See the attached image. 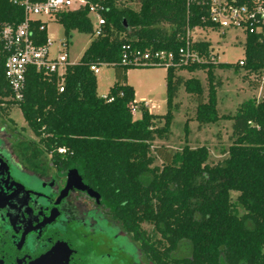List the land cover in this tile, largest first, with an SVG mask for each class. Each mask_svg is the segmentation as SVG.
<instances>
[{
    "label": "trees",
    "instance_id": "16d2710c",
    "mask_svg": "<svg viewBox=\"0 0 264 264\" xmlns=\"http://www.w3.org/2000/svg\"><path fill=\"white\" fill-rule=\"evenodd\" d=\"M22 1L0 0V26L25 21ZM87 1L83 9L56 15L68 41L72 32L91 35L81 60L67 67L63 79L30 68L25 98L19 104L11 100L5 76L7 53L0 44L1 115L10 119V107L19 108L40 140L43 155L82 168L154 264H264V38L247 36L242 65L209 60L167 69V113L151 114L145 102H138L141 118L137 120L131 110L136 91L128 84V72L140 68L123 63L124 57L138 51L177 53L186 46L189 31L218 30L209 20V2ZM92 4L105 8L106 24L98 37L89 16ZM32 26L37 40L45 44L47 33L40 31L41 21ZM193 47L206 58L214 51L206 40L196 41ZM104 65L117 72V82L106 98L98 95V78L92 70ZM232 67L255 76L263 95L245 101L233 115L220 116L222 84L216 71ZM184 71L206 72L207 96L202 81L186 79L180 74ZM182 88L197 101L195 119L200 126L233 122L232 144L222 162L211 164L206 146L185 145L178 151L154 148L156 141L171 136L175 100ZM185 131L188 136L189 122ZM184 243L191 254L179 259L176 253Z\"/></svg>",
    "mask_w": 264,
    "mask_h": 264
},
{
    "label": "flooded vegetation",
    "instance_id": "af4514ba",
    "mask_svg": "<svg viewBox=\"0 0 264 264\" xmlns=\"http://www.w3.org/2000/svg\"><path fill=\"white\" fill-rule=\"evenodd\" d=\"M12 121L0 114V264H33L58 248L64 264H154L88 178L70 177L77 165L43 155Z\"/></svg>",
    "mask_w": 264,
    "mask_h": 264
},
{
    "label": "rangeland",
    "instance_id": "374dc122",
    "mask_svg": "<svg viewBox=\"0 0 264 264\" xmlns=\"http://www.w3.org/2000/svg\"><path fill=\"white\" fill-rule=\"evenodd\" d=\"M98 19L93 16V23L97 27ZM49 35L55 40L51 49V55L57 57L59 52H63L61 42L67 40L64 27L56 20L49 23ZM193 38L197 41H208L212 44L214 52L218 55L221 63L235 66L242 62L245 58V38L234 31L222 30H198L194 32ZM92 37L89 34H81L72 32L69 40V61L77 64L81 60L85 51L88 49ZM116 70L106 65L100 67L98 78V95L105 97L110 89L117 82ZM186 79L197 78L202 81L205 89V96L208 95V78L206 72H196L190 74L188 72L180 73ZM167 71L163 68H146L134 69L129 72L128 84L136 91L137 102H148L152 107L155 106L154 113L164 115L167 113ZM217 81L222 86L218 90L219 105L218 110L220 116L235 114L242 103L251 98H261L263 88L257 87L258 79L251 75L247 76L245 70H236L235 67L226 70L216 71ZM144 99V100H143ZM177 109H174V121L171 127V136L168 140L156 141L154 148L166 147L169 150L178 151L185 145L196 149L206 146L210 150V163L217 164L225 158V152L232 144V124L233 122L221 120L216 124L208 126H200L196 121L197 101L194 97L186 93L182 88L175 100ZM10 118L12 123L22 132L27 141H38L27 127V123L23 117L22 111L16 107H10ZM1 114V110H0ZM2 116V115H1ZM4 117V116H2ZM141 114L138 113L136 119H140ZM189 122L188 136L185 131V125ZM161 165V162H156ZM237 197L233 193V198ZM115 228V227H114ZM148 229H152L147 226ZM122 238L126 235L118 230ZM191 254V247L187 243L180 246L176 253L177 258H187Z\"/></svg>",
    "mask_w": 264,
    "mask_h": 264
},
{
    "label": "built area",
    "instance_id": "2783aa9c",
    "mask_svg": "<svg viewBox=\"0 0 264 264\" xmlns=\"http://www.w3.org/2000/svg\"><path fill=\"white\" fill-rule=\"evenodd\" d=\"M209 20L222 31H234L242 35L245 39L248 35H259L264 38V0H208ZM21 5L25 11V21L20 25L0 26V44L3 45L7 53L5 63V76L12 90L11 100L17 104L25 98L26 76L30 68L37 72L57 74L63 79L67 67L72 63L69 61V41L61 42L63 52H59L57 57L51 55V49L55 40L49 35V23L56 20V15L61 12H70L83 9L88 6L87 0H46L42 3H32L30 0H23ZM105 11L103 6L90 5V18L98 19L97 27L94 26V35L100 36L103 26L106 24L102 16ZM41 21L40 31L47 33L45 44H40L33 30V22ZM202 30L195 29L194 32ZM211 30V29H209ZM193 33L188 32V42L185 47L174 51H147L131 54L129 59L124 58L125 64H130L137 68H163L191 66L207 61L219 62L218 55L212 51L209 58L202 56L193 44L197 41L193 38ZM176 55L178 62H176ZM244 60L239 64H243ZM96 75L100 73V67H92ZM63 84V80H61ZM63 91V88H61ZM106 98V96H105ZM110 102L113 99L109 100ZM146 104V102H145ZM146 106L151 114L154 107ZM132 115L136 119L139 112L138 102L131 106ZM61 154L65 153L60 149Z\"/></svg>",
    "mask_w": 264,
    "mask_h": 264
},
{
    "label": "water",
    "instance_id": "95a60500",
    "mask_svg": "<svg viewBox=\"0 0 264 264\" xmlns=\"http://www.w3.org/2000/svg\"><path fill=\"white\" fill-rule=\"evenodd\" d=\"M84 175L83 169L79 167H75L70 171V177L77 181V177L79 178L78 182H82V176ZM66 256L65 252L61 249H55L45 256L36 259L33 264H64L62 257Z\"/></svg>",
    "mask_w": 264,
    "mask_h": 264
},
{
    "label": "crops",
    "instance_id": "0c3cea01",
    "mask_svg": "<svg viewBox=\"0 0 264 264\" xmlns=\"http://www.w3.org/2000/svg\"><path fill=\"white\" fill-rule=\"evenodd\" d=\"M130 72V71H129ZM129 72H128V75H129ZM137 95V94H136ZM144 100V99H143ZM136 102H137V98H136ZM144 102H146V101H144ZM146 104H148V102H146ZM148 106H150L149 104H148ZM151 107V106H150ZM153 107H154V110H155V106L153 105ZM154 110H153V113H154ZM155 114V113H154Z\"/></svg>",
    "mask_w": 264,
    "mask_h": 264
}]
</instances>
